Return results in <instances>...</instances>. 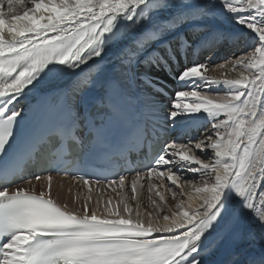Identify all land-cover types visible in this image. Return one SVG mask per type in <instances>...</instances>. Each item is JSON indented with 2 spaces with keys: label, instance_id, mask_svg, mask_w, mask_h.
Returning a JSON list of instances; mask_svg holds the SVG:
<instances>
[{
  "label": "snow or ice",
  "instance_id": "obj_1",
  "mask_svg": "<svg viewBox=\"0 0 264 264\" xmlns=\"http://www.w3.org/2000/svg\"><path fill=\"white\" fill-rule=\"evenodd\" d=\"M226 47L213 69L211 53ZM110 52L119 74L102 81L95 116L67 105L59 123L25 132L17 101L46 77H76L74 93L94 87L105 68L90 69ZM217 69L234 75L209 74ZM197 126L203 133L187 135ZM131 146L141 162L94 183L128 187L134 206L125 195L69 209L51 197V175L46 191L13 187L41 179L27 174L38 159L90 185L74 148ZM182 178L196 207L164 210L152 199L163 214L141 213V179L164 202V180L175 198ZM243 217L264 231V0H0V264H241L207 257L219 247L213 233L223 243ZM242 264H264V254Z\"/></svg>",
  "mask_w": 264,
  "mask_h": 264
},
{
  "label": "bare ground",
  "instance_id": "obj_2",
  "mask_svg": "<svg viewBox=\"0 0 264 264\" xmlns=\"http://www.w3.org/2000/svg\"><path fill=\"white\" fill-rule=\"evenodd\" d=\"M240 46H242V43L239 45V47ZM226 50H227V47L225 49L218 50L216 52L211 53L210 63L212 64L213 69H215V65L223 63L224 58L230 54V51L226 52ZM208 55H209L208 52H202L200 54L199 60L201 61L204 60ZM111 56H114V53L110 52L105 57L106 59L103 62H105ZM102 66H104L105 68L104 73L98 78V81L94 87L85 89L81 93H74L72 91V87H73L72 84L74 83L73 81L76 79V77H73L70 74H64V75H60L56 77H46L43 80H41V82L37 84L36 87L32 88L31 91H29L19 101H17L14 104V107H16L18 110L22 112H25L30 106V104L32 103L37 104L44 97L43 93L52 92L54 90H57L55 93V98L58 100L60 96L62 95V91L64 87L69 85L71 87L69 91L70 105H74L76 109H79L81 106H83V108L84 107L88 108L92 104V101L94 98L100 97L102 95L101 83L104 80V78L119 74V69L118 67L115 66V62H113L111 65H101V64L93 65L92 68L90 69V72L92 73V75L96 74L93 72L98 71V69H100ZM228 67L230 70L231 66L229 65ZM85 74H87V72ZM209 74L213 76H217L218 78H223L224 75H234V73H231V71L224 72L223 70H218V69L211 71ZM59 89L61 90L58 91ZM203 131L204 129L198 134L200 135L201 133H203ZM142 175H146V174H142ZM133 176L127 177L128 181H130L131 178H133ZM51 177L60 178L59 182L52 183V180H51V189L53 192L56 193L55 197L57 199L53 197L52 198L58 204L62 205L61 204L62 202L68 207H70V209H74L82 205L85 201L88 200L89 197L91 198L89 202L92 206H95L96 201L101 198H102V203L103 201H107L109 198H111L113 204H116L119 202L120 198L125 195L128 197L129 203L132 204L133 206L135 205V201L131 200L132 193L128 187H126L125 189H120L117 185H112V186H108L107 184L97 185L92 182H90V185H83L82 182L77 181L75 179H71L66 176L59 177L58 175H51ZM67 179L69 180L68 182H67ZM165 181L166 179L164 180V186L166 185ZM153 182H156L155 178H153ZM28 184H32V183H28ZM33 184H35L39 188H44L43 190H47L48 189L47 176H43L39 180L35 179ZM106 187L108 188L104 189ZM137 187H138L137 200L141 204V208H140L141 213L144 214L146 211L153 212V217H154V222H155L156 213L157 211H161V210L156 209L153 204L151 206L150 201L152 199L156 200L157 204L161 205L162 209L164 210H166L165 209L166 202L165 201L161 202L159 200V197L155 195L156 189H154L152 192L148 191V184L145 179H141L138 182ZM113 188H116L115 192H113L112 190ZM95 190H97V192ZM158 190L162 194H164V191L163 189L161 190V187ZM104 191L108 192L107 194L109 196L107 195V198L105 197ZM186 192L188 196H186V199L184 200L185 207H187L186 202H188V205L191 204L193 208L196 207L200 203V201L197 198V193H195L194 188L190 186L186 190ZM189 195H191L192 197L191 200H189ZM165 199H167L168 203L170 204L172 208L171 210L175 211L176 210L175 205L179 203V201L175 200V198H173L171 193L168 191L165 195ZM162 214H163V211H161V215ZM168 214H170V212ZM239 228L241 229V232H239ZM230 233H231L230 237L227 240H225L223 243H221L219 239L216 241V244H219V247L215 248V251L207 257L209 261H215V260L222 259L224 257H228V258L236 259L242 264V262L249 259L248 255H250V252H254L256 248L255 245L257 244V242L253 239L254 236L258 238L259 243L264 245V231H261L260 228L255 225L251 217H243L236 223L232 224L230 226ZM213 236H215V233H213ZM231 249H234L235 250L234 252L236 253L232 254L230 252Z\"/></svg>",
  "mask_w": 264,
  "mask_h": 264
},
{
  "label": "rangeland",
  "instance_id": "obj_3",
  "mask_svg": "<svg viewBox=\"0 0 264 264\" xmlns=\"http://www.w3.org/2000/svg\"><path fill=\"white\" fill-rule=\"evenodd\" d=\"M26 2H27V0H26ZM225 24H227V21H225ZM209 54V53H208ZM113 57V58H112ZM106 59V58H105ZM113 62H115V59H114V56H111L110 58H108L105 62H103V65H111ZM111 63V64H110ZM97 72V71H96ZM96 72H93V73H96ZM95 75V74H94ZM74 82V81H73ZM72 86H73V84H72ZM173 87L175 86V85H172ZM219 94H223V92L222 91H220V93ZM207 95H210V96H214V95H217V88L215 87V86H213V89H212V91H210V92H208L207 93ZM79 110L81 111H83L84 110V108H83V106H81L80 108H79ZM198 134V133H197ZM198 136V135H197ZM197 136H196V138H197ZM185 176H186V178H187V180H189V181H192V183L193 184H197V186H199L198 185V179H194V177H193V174L191 173V172H188V173H186L185 174ZM59 177H61V176H59ZM59 179L60 178H52V183H54V182H59ZM35 181V180H34ZM34 181H31L30 183H32V184H26L25 186H23V187H28V188H30L31 190H34L35 192H40V191H42L44 188H39L38 186H36L35 184H33V182ZM69 180L67 179V182H68ZM165 186L164 187H161V190L163 189V191H164V194L166 195V193H167V187L166 186H168L169 185V182L166 180L165 181ZM178 186L180 187V191L179 192H177V196L175 197V200H177V201H180V200H185L186 199V196H188V194H187V192H186V190L190 187V186H192V184H187V183H185V179H181V180H179V182H178ZM108 187H106V188H104V189H107ZM174 191L176 190V189H173ZM46 191V190H45ZM96 192H97V190H95ZM100 191H102V190H100ZM105 192V197L107 198V193L108 192H106V191H104ZM50 195H51V197H53V198H55V199H57L55 196H56V193L55 192H53L52 191V189H51V191H50ZM59 195V194H58ZM109 196V195H108ZM59 198V197H58ZM59 200V199H58ZM70 201V200H69ZM187 201V200H186ZM165 202H166V204H165V209H172L171 208V206H170V204L168 203V201H167V199H165ZM187 203V206H188V202H186ZM61 204L62 205H65L64 203H62L61 202ZM150 205L152 206V203H151V201H150ZM69 209H70V207H68ZM238 229V228H237ZM239 232H241V229L239 228ZM255 237V236H254ZM253 237V239L257 242V244L255 245L256 246V248H255V250H254V252H250V255H248V258H250V257H259L261 254H264V252L260 249V243H259V241H258V238H254ZM212 240H213V243L215 244L216 243V241L218 240V238H216L215 236H213L212 237ZM259 243V244H258ZM215 251V250H214ZM213 251V252H214ZM235 250L234 249H231V253L232 254H235L236 252H234ZM212 252V253H213ZM211 253V254H212ZM210 254V255H211Z\"/></svg>",
  "mask_w": 264,
  "mask_h": 264
},
{
  "label": "water",
  "instance_id": "obj_4",
  "mask_svg": "<svg viewBox=\"0 0 264 264\" xmlns=\"http://www.w3.org/2000/svg\"><path fill=\"white\" fill-rule=\"evenodd\" d=\"M262 249H264V246H262Z\"/></svg>",
  "mask_w": 264,
  "mask_h": 264
}]
</instances>
